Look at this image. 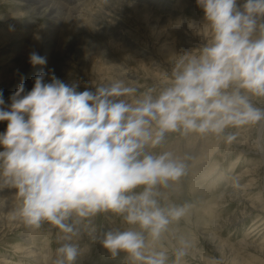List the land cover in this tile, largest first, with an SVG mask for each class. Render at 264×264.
<instances>
[{"label":"clouds","instance_id":"obj_1","mask_svg":"<svg viewBox=\"0 0 264 264\" xmlns=\"http://www.w3.org/2000/svg\"><path fill=\"white\" fill-rule=\"evenodd\" d=\"M196 6L203 22L190 27L205 42L177 56L159 89L140 91L136 80L121 75L80 92L49 70L34 78L31 91L21 82L7 106L0 92V123H6L0 188L19 197L13 219L57 230L62 243L54 264H76L77 225L86 223L95 238L100 214L129 226L103 233L100 243L112 258L124 253L131 264H167V250L156 245L188 206L162 207L157 187L178 182L187 165L172 152L149 149L171 133L219 137L264 122V107L255 102L264 100V0H196ZM28 62L46 59L33 51ZM225 138L231 143L236 136Z\"/></svg>","mask_w":264,"mask_h":264},{"label":"rangeland","instance_id":"obj_2","mask_svg":"<svg viewBox=\"0 0 264 264\" xmlns=\"http://www.w3.org/2000/svg\"><path fill=\"white\" fill-rule=\"evenodd\" d=\"M56 1L71 8L89 0ZM13 6L0 5V31L31 34L0 41V92L5 106L21 82L25 92L31 91L34 78L49 70L63 82L78 85L80 92L94 91L96 83L121 75L136 80L140 91L159 89L166 82L161 74L171 73L177 56L205 42V36L190 27L203 22L196 0H118L113 12L101 11L92 22L93 30L98 29L95 37L79 27L96 41L97 46L90 48L94 56L79 47L81 41L70 38L63 43L56 35L37 52L46 63L32 66L27 52L31 48L36 52L31 43L45 24L37 17L38 23L28 16L11 17ZM24 63L25 69L18 72ZM45 82H50L47 75ZM255 102L264 107V100ZM259 125L228 129L219 137L171 133L160 146L149 149L155 155L172 152L187 165L178 182L157 187L162 207L188 206L186 215L170 223L156 245L157 250H167V264H264V125L258 141ZM5 128L6 123H0V133ZM228 134L236 136L231 143L226 141ZM19 206L15 189L0 188V264H54L56 248L62 243L57 230L46 223L31 229L18 216L13 219ZM92 226L95 238L89 236L86 223L77 225L80 238L73 242L79 244L82 255L76 264H131L124 253L112 258L100 243L104 232L129 227L122 217L100 214ZM145 237L150 240L147 233ZM178 250L185 252L179 260Z\"/></svg>","mask_w":264,"mask_h":264},{"label":"bare ground","instance_id":"obj_3","mask_svg":"<svg viewBox=\"0 0 264 264\" xmlns=\"http://www.w3.org/2000/svg\"><path fill=\"white\" fill-rule=\"evenodd\" d=\"M115 1L118 0H109V3H105V0H89L85 3H81L78 6H73L71 8H64L63 5L56 0H0V5H5L6 3H13V7L16 10L13 14H10L11 17L17 16V18H21L24 16H28L31 19L33 18L35 21L37 18L44 21L42 23H44L45 25L37 29L34 41L31 43L32 45H34L36 52L41 53V50L44 46L43 43H45L46 41L49 43V40L51 38V41H53V37L57 35V38H59V40H61V42L63 43L66 41V39L70 38L76 43H79L81 41L79 47L80 45H82L84 48L83 51L87 52V55L94 56L95 54L90 52L92 51V49L90 48H94L95 46H97L95 43L96 41L91 40L88 38V36L82 34V31H79V27L87 29L95 37L98 33V29L93 30L94 26L92 22L95 21L94 19L97 18V16L101 15V11L105 13L107 12V14H109V12H113L112 5H114ZM66 16L70 18L66 19ZM64 21L65 23H63ZM43 30H45L46 32H43ZM73 31L75 34L73 33ZM26 34L30 35L31 32H13L10 30H8L7 32L0 31V41L21 39ZM117 47L120 48L119 45H117ZM31 52H33L32 48L29 49L27 54H30ZM45 52L46 50L43 51V53ZM25 67V63L22 64L18 72H22ZM263 125L264 122L260 123L259 125L260 127L258 132V141L261 139V130L263 128ZM188 150L189 147L187 146L186 149L183 151V154L186 153Z\"/></svg>","mask_w":264,"mask_h":264}]
</instances>
